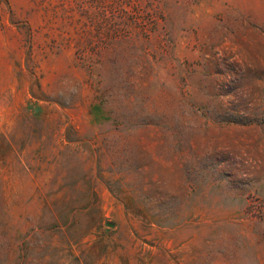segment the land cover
<instances>
[{
	"label": "rangeland",
	"instance_id": "obj_1",
	"mask_svg": "<svg viewBox=\"0 0 264 264\" xmlns=\"http://www.w3.org/2000/svg\"><path fill=\"white\" fill-rule=\"evenodd\" d=\"M0 264H264V0H0Z\"/></svg>",
	"mask_w": 264,
	"mask_h": 264
}]
</instances>
